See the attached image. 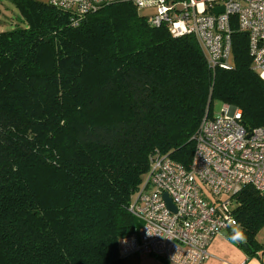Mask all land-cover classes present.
<instances>
[{
	"label": "trees",
	"instance_id": "trees-1",
	"mask_svg": "<svg viewBox=\"0 0 264 264\" xmlns=\"http://www.w3.org/2000/svg\"><path fill=\"white\" fill-rule=\"evenodd\" d=\"M9 1L20 23L0 31V264H121L151 156L187 167L214 101L264 127L247 37L232 19L231 68L212 70L194 36L151 26L131 0L77 25L47 2ZM234 199L253 254L264 200L250 186Z\"/></svg>",
	"mask_w": 264,
	"mask_h": 264
},
{
	"label": "built area",
	"instance_id": "built-area-1",
	"mask_svg": "<svg viewBox=\"0 0 264 264\" xmlns=\"http://www.w3.org/2000/svg\"><path fill=\"white\" fill-rule=\"evenodd\" d=\"M109 0H48L77 25ZM150 10L147 21L173 37L190 34L207 66L230 69L231 23L247 32L252 68L264 80V0H131ZM222 8L215 14L214 10ZM238 108L225 104L218 117L205 115L185 167L167 155L150 157L149 169L129 211L140 221L137 234L119 243V257H159L168 264H203L212 239L234 224L236 195L254 188L264 200V127L247 130ZM167 194L175 211L167 207Z\"/></svg>",
	"mask_w": 264,
	"mask_h": 264
},
{
	"label": "crops",
	"instance_id": "crops-1",
	"mask_svg": "<svg viewBox=\"0 0 264 264\" xmlns=\"http://www.w3.org/2000/svg\"><path fill=\"white\" fill-rule=\"evenodd\" d=\"M41 2H47L48 0H38ZM0 3L2 1L0 0ZM3 4V3H2ZM8 10V8H7ZM12 12V8H9ZM8 11L2 12L0 9V18H8ZM15 14V13H12ZM20 16V15H19ZM18 16V19L20 17ZM234 229L216 235L210 245L209 252L210 258L203 264H264V248L255 251L253 254H249L245 247L241 246L240 239L233 238L235 234ZM229 234V236H227ZM258 244L264 246V235L260 232L256 236ZM121 264H168L162 258L159 257H139L138 255H131L121 261Z\"/></svg>",
	"mask_w": 264,
	"mask_h": 264
},
{
	"label": "rangeland",
	"instance_id": "rangeland-1",
	"mask_svg": "<svg viewBox=\"0 0 264 264\" xmlns=\"http://www.w3.org/2000/svg\"><path fill=\"white\" fill-rule=\"evenodd\" d=\"M2 3H0V9L2 12L8 11V18H0V31L4 30H10L14 28L16 25L20 23V19H18L19 11L13 6V4L9 0H1ZM38 1V0H37ZM46 3V2H45ZM8 8V10H7ZM9 8H12V12L9 10ZM144 14H150V10H142L141 11ZM15 13V14H12ZM20 17V16H19ZM230 65H232V56L230 57ZM225 106V104H222L220 101H214L211 113L214 117H218L221 114V109ZM232 229H234L236 232L239 231V228L237 226L233 225ZM260 234L264 235V226L260 229Z\"/></svg>",
	"mask_w": 264,
	"mask_h": 264
},
{
	"label": "water",
	"instance_id": "water-1",
	"mask_svg": "<svg viewBox=\"0 0 264 264\" xmlns=\"http://www.w3.org/2000/svg\"><path fill=\"white\" fill-rule=\"evenodd\" d=\"M102 5H104V4L103 3L99 4V6H102ZM214 12H215V14H218V13L222 12V8L220 7L218 9H215ZM243 35L246 36L247 35V32H243ZM163 198H164V200L167 203V207L170 210L175 211V206L173 205V203H172L171 199L168 197V195L167 194H164L163 195Z\"/></svg>",
	"mask_w": 264,
	"mask_h": 264
},
{
	"label": "clouds",
	"instance_id": "clouds-1",
	"mask_svg": "<svg viewBox=\"0 0 264 264\" xmlns=\"http://www.w3.org/2000/svg\"><path fill=\"white\" fill-rule=\"evenodd\" d=\"M238 237H242V233H240L239 231L235 232L233 238H238Z\"/></svg>",
	"mask_w": 264,
	"mask_h": 264
}]
</instances>
